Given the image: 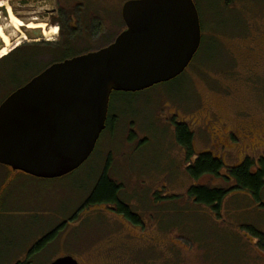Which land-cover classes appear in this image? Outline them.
I'll return each mask as SVG.
<instances>
[{
	"label": "rangeland",
	"instance_id": "obj_1",
	"mask_svg": "<svg viewBox=\"0 0 264 264\" xmlns=\"http://www.w3.org/2000/svg\"><path fill=\"white\" fill-rule=\"evenodd\" d=\"M129 1L58 0V23L50 25L58 34L49 44L29 40L36 48L17 52L22 33L2 18L12 57L0 65V105L54 61L114 43L125 30ZM194 2L203 43L191 66L175 82L111 99L119 122L103 132L81 168L41 180L0 165V264H50L67 256L80 264H264V250L247 231L264 233V207L232 193L217 215L188 196L194 185L229 189L228 170L264 160V0ZM10 8L24 24L38 23L30 6ZM91 17L98 20L92 24ZM177 124L193 132L196 156L207 152L223 161L221 177L190 178L187 167L196 157L188 163L176 142ZM104 172L122 186L119 198L141 226L117 207H87ZM54 233L47 249L31 255Z\"/></svg>",
	"mask_w": 264,
	"mask_h": 264
},
{
	"label": "water",
	"instance_id": "obj_2",
	"mask_svg": "<svg viewBox=\"0 0 264 264\" xmlns=\"http://www.w3.org/2000/svg\"><path fill=\"white\" fill-rule=\"evenodd\" d=\"M0 13L8 19L6 7ZM122 16L126 29L114 43L52 65L0 105V165L41 180L72 174L106 130L114 93H140L178 79L201 48L194 0H133ZM22 31L29 40L44 39L41 30ZM50 264L80 263L67 256Z\"/></svg>",
	"mask_w": 264,
	"mask_h": 264
},
{
	"label": "trees",
	"instance_id": "obj_3",
	"mask_svg": "<svg viewBox=\"0 0 264 264\" xmlns=\"http://www.w3.org/2000/svg\"><path fill=\"white\" fill-rule=\"evenodd\" d=\"M6 56L0 61V65L11 58L12 54L7 57ZM183 76L184 74L176 80L181 79ZM118 94L120 93H114L111 99L115 98ZM112 113L113 112H111L110 109V117L107 124L108 130H111L113 127L112 122L114 118ZM176 142L179 147L186 151L188 163L196 157L195 162L193 164L191 163L187 167V173L193 181L198 182L205 177H221V172L225 169L223 161L207 152L198 156L195 155L194 134L191 132L188 125H176ZM224 179L227 182L232 181L234 186L229 189H225L211 188L205 185H194L188 192L189 198L199 206L210 208L217 215H219L222 204L226 198L232 193L247 195L254 203L264 207V160H261L260 167H256V164L252 160L247 159L242 165L228 170V176L224 177ZM122 189V186L118 185L106 172H104L97 184L93 196L87 202V207L90 208L92 206L99 205L117 207L118 214L123 215L127 220L136 226H141L139 216L133 213L130 207L125 205L119 198L121 197L120 193ZM247 231L249 233L251 232V236L258 240L259 247L264 250V233L253 228H250V231ZM55 235L56 233L50 234L48 237L46 236L39 241V243L35 245L33 249L34 252H32L31 255L34 253H41L47 249L49 247L48 243L55 240ZM17 264L30 263L28 261L25 263L18 262Z\"/></svg>",
	"mask_w": 264,
	"mask_h": 264
},
{
	"label": "flooded vegetation",
	"instance_id": "obj_4",
	"mask_svg": "<svg viewBox=\"0 0 264 264\" xmlns=\"http://www.w3.org/2000/svg\"><path fill=\"white\" fill-rule=\"evenodd\" d=\"M12 1H18V0H12ZM21 1V0H19ZM36 2L34 3L33 6H30L29 9H31V11H33L32 14V19L34 22H38V23H47L49 29H51L50 25H54V23H58L56 20L58 19V17L60 16V12H59V7H58V0H35ZM78 6L79 9L81 8H86V5L85 4H76ZM19 8V7H18ZM20 9H24V7L20 6ZM86 17V16H85ZM71 20L73 21H83L86 23V21H84V18H80V19H77L75 17H72L71 16ZM98 20V19H96ZM95 20V17H91L90 20L88 19V21L90 23L93 24V22H96ZM90 23H87V24H90ZM50 41H45V44H49ZM30 42L29 41H24L22 42L20 45H18L16 48H15V51L14 52H17L23 48H26V47H30V46H34V45H29ZM34 48H36V46H34ZM17 49V50H16ZM79 56H82V55H79ZM78 57V56H76ZM75 57H71V58H66L64 60H61V61H54L53 63H51L47 68H50L52 65L54 64H57V63H61V62H64L66 60H69V59H73ZM109 114H110V109H109ZM109 117L108 116V121H109ZM114 120H113V127L111 128L112 131H115V125L117 122H119L118 120V117L117 116H113ZM108 121H107V124H108ZM106 130H108V127L106 125ZM105 130V131H106ZM109 130V131H111ZM104 131V132H105Z\"/></svg>",
	"mask_w": 264,
	"mask_h": 264
},
{
	"label": "bare ground",
	"instance_id": "obj_5",
	"mask_svg": "<svg viewBox=\"0 0 264 264\" xmlns=\"http://www.w3.org/2000/svg\"><path fill=\"white\" fill-rule=\"evenodd\" d=\"M1 7H6L7 12H8V19L7 21L9 22L11 28L15 30V32L21 34L22 33V39L27 41V37L25 33H23L21 30L22 28L27 27L30 30H41L43 32L45 40H49L51 35H57L58 34V29H49L47 28L48 25L46 23H30L28 26H26L21 20H19L13 13L12 8H10V5L7 3H2L0 4ZM2 16L0 14V42H2L5 46V48L0 52V59L3 58L5 55H7L9 51V47L11 46V37L8 35L6 32L8 29H6L5 26H2ZM29 41V40H28ZM31 42V40H30Z\"/></svg>",
	"mask_w": 264,
	"mask_h": 264
}]
</instances>
